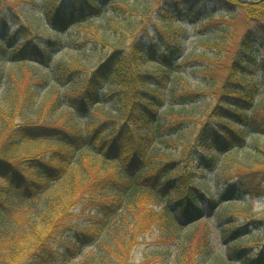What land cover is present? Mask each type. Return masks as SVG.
Instances as JSON below:
<instances>
[{
    "label": "trees",
    "instance_id": "trees-1",
    "mask_svg": "<svg viewBox=\"0 0 264 264\" xmlns=\"http://www.w3.org/2000/svg\"><path fill=\"white\" fill-rule=\"evenodd\" d=\"M118 4L35 3L57 38L33 34L26 23L14 31L0 16V62L38 65L29 73L0 68V264H69L80 257L81 264H135L134 251L153 228L177 245L173 264H188L194 236L183 235L180 217L196 225L193 232L203 231L200 245L208 254V224L223 205L264 197V167L226 176L216 198L196 184L191 149L175 158L173 148L193 121L188 109L210 93L220 103L198 121L196 143L207 139L211 151L224 155L264 136V0H165L159 9L152 4L156 22L148 8ZM109 8L120 13L95 26ZM135 16L149 28H135ZM175 23L238 39L225 71L207 68L212 92L186 81L193 70L180 59L182 31ZM76 27L78 35L64 42ZM94 55L100 57L91 63ZM216 162L202 155L196 163L212 171ZM248 221L221 228L228 245H237L227 263L264 264V244L259 250L238 245L264 225ZM171 254L158 264H171Z\"/></svg>",
    "mask_w": 264,
    "mask_h": 264
},
{
    "label": "rangeland",
    "instance_id": "rangeland-1",
    "mask_svg": "<svg viewBox=\"0 0 264 264\" xmlns=\"http://www.w3.org/2000/svg\"><path fill=\"white\" fill-rule=\"evenodd\" d=\"M243 2H248L251 0H241ZM139 2V3H138ZM165 0H118L119 8H133V6L139 4L140 8L138 10L142 11V8H148L147 16H151L154 19L153 22L157 21V14L153 12L152 4L155 5L154 9H159L164 5ZM42 5L43 0H0V16L6 18L10 24L11 28L15 31L21 24L26 23L32 28V32H42L45 35L51 38H57L58 36L54 31H51L49 28H45L43 19H41V11L40 8L35 5ZM145 6V7H143ZM152 11V13H151ZM120 13V9L118 11H114L112 8L107 9L103 18L94 19L95 26L100 24L106 25L108 19L112 18L116 14ZM210 13H207V15ZM128 18V17H127ZM135 19V28H149L151 23L149 21L143 22L140 20L138 16L134 17ZM144 19V18H143ZM145 20V19H144ZM125 21H122V25L125 26ZM159 22V21H158ZM208 21H205V24ZM159 25L164 26L159 23ZM175 29L181 30L182 35L178 36V39L182 43L183 55L180 57L181 60L185 59L191 63L190 69L193 71L189 74L188 81L192 87L199 88L201 90L212 92L214 89V82L207 81V68H213L215 65L223 70L224 66H229L232 62L233 54L236 51V44L238 39L233 40L232 35H229V38H223V33L218 34L214 33L211 29L205 28L204 25H194L188 23H175ZM225 25H222L224 27ZM140 32V31H139ZM241 32V31H240ZM186 33V34H185ZM100 34L105 35L103 30H100ZM78 35L77 27L70 30L64 37H61L64 42H68L71 38L76 37ZM106 36V35H105ZM107 38V37H106ZM219 42H218V41ZM132 39L129 38L128 42H131ZM113 42V40H110ZM156 44H159L157 42ZM220 46V50L215 48L214 46ZM91 48V46H89ZM162 49V48H161ZM108 49H102L101 54L104 55ZM66 55L75 56V53H71V51H67ZM86 55H89L90 52H85ZM92 55V54H90ZM101 55V56H102ZM83 57V56H82ZM100 57V55H94V57H88L91 63L96 62V60ZM0 62V68H4L7 71L13 70L14 72H21V70H25V73H29V69L34 68L37 69L38 65L33 64H23V65H11L4 64ZM213 65H212V64ZM89 65H91L89 63ZM150 68L153 69V66ZM189 69V70H190ZM225 71V68H224ZM206 77V78H205ZM204 82V83H203ZM217 97L208 94L205 98L201 99L196 106L190 107L188 109V116L193 119L191 123H189L184 129V134L181 138H179V142L176 140V145L173 147L176 150L174 154L175 158H179L183 156L185 151L188 148L191 149L190 153L192 155V169L196 174V184L204 187L206 191L211 195H215L216 198L225 191L226 183L225 177L227 179L231 175H235L238 171L243 172L247 169H257L260 166L264 167V136L263 137H249L247 142L248 145L245 149L236 150L229 154H221L218 155L215 151H211L207 147V139H202V142L196 143L195 138L198 135V131L200 129V124L198 121H203L206 119L207 111L211 109L216 104H219L220 101H217ZM234 127V126H232ZM204 141V142H203ZM195 143V146L192 145ZM257 144V149L254 148V145ZM191 146V147H190ZM260 149L262 151H260ZM202 155L205 156H216L217 162L219 164L218 170H208L202 171L200 166L197 165V161L202 158ZM259 165V167H257ZM226 179V180H227ZM2 182V181H0ZM247 204L241 201L236 203H225L223 205L220 213L214 215L212 220L209 221V230L210 238H211V248L208 254L204 253V249H201L202 242V234L203 231L201 229L193 232L194 226H189L191 222L188 223L186 219L181 218V224L185 226V230L182 232L183 235L193 234V240L190 243L191 252L189 253V258L187 259V263H191L190 259H193L194 264H233L231 261L227 263V258L230 260V254L232 250L237 246H229L228 238H224V233H222L221 228H231L235 226H240L242 223L245 224L249 222L250 217L258 218L264 220V197H257L254 199H248ZM166 205L165 203L160 206L159 209L163 208ZM230 216H233L235 219L230 221ZM247 219V220H246ZM208 222V221H206ZM230 223V225H229ZM223 226V227H222ZM253 237L246 238L238 242V245H252L254 250H259L260 246L264 244V225L259 226L255 229L253 227L252 231ZM177 246V245H176ZM173 243H165L162 238H160V233L157 228H153L150 233L146 235L144 238V243L138 246L133 254V261L135 264H139L141 262L148 261L150 264H158L161 263L166 257L164 255L168 252L169 249L172 250L171 254V264L174 263L177 250ZM203 246V245H202ZM62 248L63 245H60ZM63 251V249H62ZM92 252V248H88L85 253L90 254ZM83 261V257L73 260L69 264H81ZM240 262V261H237ZM51 264H64L60 260L55 261Z\"/></svg>",
    "mask_w": 264,
    "mask_h": 264
}]
</instances>
